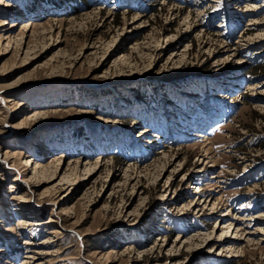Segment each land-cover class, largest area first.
I'll return each mask as SVG.
<instances>
[{
	"label": "rangeland",
	"instance_id": "obj_1",
	"mask_svg": "<svg viewBox=\"0 0 264 264\" xmlns=\"http://www.w3.org/2000/svg\"><path fill=\"white\" fill-rule=\"evenodd\" d=\"M6 1L0 264H264V0Z\"/></svg>",
	"mask_w": 264,
	"mask_h": 264
},
{
	"label": "bare ground",
	"instance_id": "obj_2",
	"mask_svg": "<svg viewBox=\"0 0 264 264\" xmlns=\"http://www.w3.org/2000/svg\"><path fill=\"white\" fill-rule=\"evenodd\" d=\"M0 4H3L5 6L7 4V1L6 0H0ZM254 7H256V2H252L251 8H254ZM4 23H5V21H4ZM28 26H31V22H29L28 24L24 25L23 27H28ZM11 100H12L11 98L6 97L4 101L5 102H10ZM17 105H22V103L21 102H18ZM39 113H41V112L40 111L34 112L35 115H38ZM201 127H203V125ZM197 136L198 137H202L203 138L202 140H205V142L201 144V149H202L203 153L199 156L198 160H200L201 164L204 161L206 163H208V162L216 163L215 162V159L213 158L212 151H210V148L208 147V144H209L208 137L205 134H200V133H198ZM11 155H13V154H8L7 157H9ZM26 162L27 163H30V164L31 163H34V161L32 160V158H29ZM45 170H46L45 167L41 166L40 168H38L37 163H35L34 167H32L31 174L28 176V179H31V178L32 179L33 178L36 179L39 174L42 176L44 174V172L46 173ZM218 176H219L218 174L213 173V174L210 175V179H217ZM66 177H67V175L64 174L63 177H62V179L66 178ZM215 181H216L215 182V187H222L220 184L217 183L218 182L217 180H215ZM196 192H194V193H196ZM208 197L209 198L211 197L210 201H212V199H214V200L217 199V200H220L221 201V199H222V196L221 195H218V196L215 195L213 190L211 191V193L209 194ZM227 209L228 210H227V213L226 214H228L231 211L229 207ZM260 212L261 213L258 214L257 216L264 215V210H262ZM235 218H236V216H235ZM235 218H229V220L224 221L222 223V226H221V229H220L221 230V233L220 234H221V236H225L226 235L225 234L226 232H228V231L232 232L233 235L228 236L227 238H223V240L224 241H229V243L227 244V246H228L229 249H234L233 251H235V249L237 248V249L240 250V252H242V242L243 241H248V242L249 241H253L252 238H253L254 234L257 233V232H260L259 229H261V227L263 225H261V224L256 225L255 228L252 230L253 231L252 234H248V233H250L249 232L250 230L246 229L248 227H243V224L244 223H242L241 220L242 219H244V220L245 219H252V220H254V218H252L251 216L250 217H247V218H240V217H238L240 220L239 219H235ZM52 232L53 233H58V230L55 229ZM45 241L47 242V240H45ZM34 251H36V250H34ZM34 251H32V252H34ZM55 252H58V250H55ZM33 257L34 256L31 253L30 254H27L25 256L26 259H30V258H33ZM25 263H27V261H25ZM28 263H30V262H28Z\"/></svg>",
	"mask_w": 264,
	"mask_h": 264
}]
</instances>
